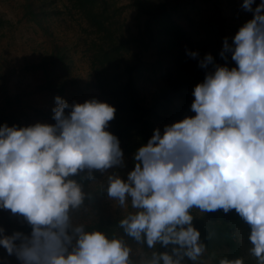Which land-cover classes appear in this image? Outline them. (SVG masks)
<instances>
[{"label": "clouds", "instance_id": "obj_1", "mask_svg": "<svg viewBox=\"0 0 264 264\" xmlns=\"http://www.w3.org/2000/svg\"><path fill=\"white\" fill-rule=\"evenodd\" d=\"M241 8L252 18L231 43L223 39L219 53L235 66L215 63L211 53L200 59L207 71L192 91L195 115L155 128L126 179L106 175L108 198L134 209L119 227L151 255L134 260L123 236L74 222L91 198L82 181L123 166L124 157L107 130L114 106L96 98L69 104L59 95L54 124L0 125V209L31 226L27 234H5L0 226L8 255L20 264H196L206 244L191 210L234 209L248 225L250 253L264 264V0H243ZM219 264L244 261L225 257Z\"/></svg>", "mask_w": 264, "mask_h": 264}, {"label": "rangeland", "instance_id": "obj_2", "mask_svg": "<svg viewBox=\"0 0 264 264\" xmlns=\"http://www.w3.org/2000/svg\"><path fill=\"white\" fill-rule=\"evenodd\" d=\"M260 0H256L258 4ZM243 0H0V125L54 124L55 97L69 104L96 98L115 107L107 130L116 135L123 166L82 181L91 193L75 223L123 236L131 257L150 256L153 249L124 235L118 221L131 208L108 198L106 175L127 178L136 150L159 127L195 115L194 86L207 69L199 60L211 53L215 63L235 66L220 55L223 39L232 37L252 13ZM188 51L198 52L189 56ZM212 66L209 65V68ZM70 109H65L69 112ZM77 175L76 179L86 174ZM206 250L196 264L242 258L258 264L249 249L248 225L235 210L224 213L191 210ZM5 234L30 233L22 216L0 209ZM159 251L165 249L158 246ZM0 264H20L0 247ZM187 264H193L187 261Z\"/></svg>", "mask_w": 264, "mask_h": 264}]
</instances>
